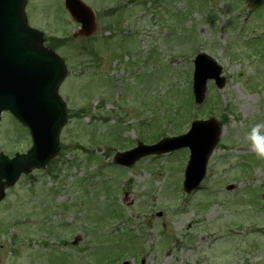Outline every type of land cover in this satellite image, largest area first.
<instances>
[{"label":"rangeland","instance_id":"1","mask_svg":"<svg viewBox=\"0 0 264 264\" xmlns=\"http://www.w3.org/2000/svg\"><path fill=\"white\" fill-rule=\"evenodd\" d=\"M81 1L96 14L89 39L72 37L78 26L62 0H28L30 26L67 38L48 42L68 68L59 89L67 123L50 170L6 191L0 264H264V158L248 138L264 122V9L251 15L264 2ZM198 52L220 64L226 84L218 91L208 82L203 106L189 107ZM209 117L223 133L198 191L182 190L187 150L129 169L111 165L115 150L183 134ZM30 145L25 128L3 115L0 151L12 156Z\"/></svg>","mask_w":264,"mask_h":264},{"label":"water","instance_id":"2","mask_svg":"<svg viewBox=\"0 0 264 264\" xmlns=\"http://www.w3.org/2000/svg\"><path fill=\"white\" fill-rule=\"evenodd\" d=\"M24 5L25 0H0V112L10 111L30 129L33 146L27 154L11 160L0 155V199L5 185L14 184L22 173L44 168L56 156L58 135L65 123V106L56 93L65 74L64 66L61 59L42 47L41 34L26 27ZM65 6L82 23L84 34H90L94 29L91 11L79 0H65ZM219 73L220 69L210 59L197 57L194 73L197 102L202 99L208 78H214L218 87L223 86ZM220 133L215 120L194 122L187 134L154 146H138L117 155L115 163L130 166L143 156L187 147L190 159L183 188L190 192L203 179Z\"/></svg>","mask_w":264,"mask_h":264},{"label":"clouds","instance_id":"3","mask_svg":"<svg viewBox=\"0 0 264 264\" xmlns=\"http://www.w3.org/2000/svg\"><path fill=\"white\" fill-rule=\"evenodd\" d=\"M262 128H264V122L257 123L248 134V138L255 153L259 157L264 158V134L260 132Z\"/></svg>","mask_w":264,"mask_h":264}]
</instances>
